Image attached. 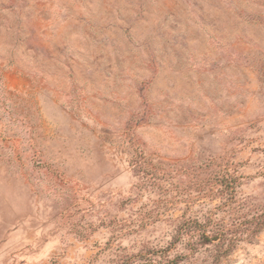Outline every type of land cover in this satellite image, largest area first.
I'll use <instances>...</instances> for the list:
<instances>
[{
    "label": "rangeland",
    "instance_id": "374dc122",
    "mask_svg": "<svg viewBox=\"0 0 264 264\" xmlns=\"http://www.w3.org/2000/svg\"><path fill=\"white\" fill-rule=\"evenodd\" d=\"M150 262L264 264V0H0V264Z\"/></svg>",
    "mask_w": 264,
    "mask_h": 264
},
{
    "label": "trees",
    "instance_id": "16d2710c",
    "mask_svg": "<svg viewBox=\"0 0 264 264\" xmlns=\"http://www.w3.org/2000/svg\"><path fill=\"white\" fill-rule=\"evenodd\" d=\"M219 184L226 188V190L233 192L235 188V181L229 178H221ZM210 223H201L198 219H183L178 229V239L191 237L196 239L200 246L215 245L219 250L225 248L226 239L223 237V230L208 231ZM227 254V251L226 253ZM219 260H217L218 262ZM150 264H152L150 262Z\"/></svg>",
    "mask_w": 264,
    "mask_h": 264
}]
</instances>
